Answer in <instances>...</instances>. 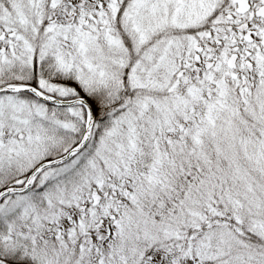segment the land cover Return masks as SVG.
I'll return each mask as SVG.
<instances>
[{"label":"snow or ice","instance_id":"6c2138e0","mask_svg":"<svg viewBox=\"0 0 264 264\" xmlns=\"http://www.w3.org/2000/svg\"><path fill=\"white\" fill-rule=\"evenodd\" d=\"M0 264H264V0H0Z\"/></svg>","mask_w":264,"mask_h":264}]
</instances>
